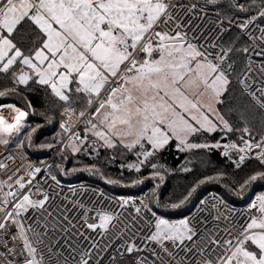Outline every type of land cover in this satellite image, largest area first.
Masks as SVG:
<instances>
[{
	"label": "snow or ice",
	"instance_id": "6c2138e0",
	"mask_svg": "<svg viewBox=\"0 0 264 264\" xmlns=\"http://www.w3.org/2000/svg\"><path fill=\"white\" fill-rule=\"evenodd\" d=\"M206 3L216 5L220 0H206ZM231 6L241 12L256 10L255 15L236 24L252 41L251 47L238 48L235 43L225 47L220 38L230 29L224 25V20L212 21L214 27L224 25L217 27L213 35L200 32L189 35L199 25L188 24L186 30L176 22L169 27L174 19L178 21L176 12L184 7L173 5L171 0H0V73H11L13 81V86L0 90V98L17 93L16 85L27 86L34 79L36 84L49 87L64 102L63 115L67 120L60 126L71 135L67 143L60 142L63 148L73 153L82 150L87 153L88 148L98 152L97 143L109 149L122 146L134 151L137 157V162L126 165L130 171L140 173L143 167H148L152 170L151 176L158 177L159 182L164 181L170 170L155 158L173 142L180 152L222 148L223 155L229 157L230 152L235 151L239 154L238 159L232 160L236 168L246 159H256L264 165V134L253 142V133L247 123L242 129H234L218 107L226 104L225 94L231 96L230 89L235 84L264 110V63L257 68V81L252 76L254 61L249 56L251 53L264 59V27L256 25L259 37L250 29L256 20L264 19V0ZM187 7L192 11L197 5ZM170 8L173 10L169 11ZM26 21L46 37L31 55L25 54L15 40ZM227 23L233 21L229 18ZM237 51L248 57L238 75L235 61L229 58ZM81 98L85 105L76 115L72 104ZM93 105L94 111L84 121L85 135L73 133L72 128ZM5 107L14 114L9 120L0 112V144L7 146L12 138L20 136L25 127L22 121L28 113L15 105H0V109ZM34 131L35 128H30L17 147H23L25 140L31 147ZM234 131H242L249 139L241 136L242 146L235 142L198 143L193 140L217 132L224 133L226 138L227 133ZM88 134L94 138L90 144ZM54 146L41 147L51 149ZM13 159L5 157L6 161ZM6 167L7 164L0 161V168ZM93 169L96 173L100 171L95 165L72 171ZM182 170L192 171L190 167ZM40 171L36 168L28 175L34 177ZM221 175L201 179L183 198L168 207L180 209L200 185L219 181ZM51 178L59 184L55 176ZM145 179L147 177L138 176L131 183L139 185ZM23 180V176L15 179L20 189L25 187ZM257 181H264V170L249 175L235 189V194L241 195ZM5 183L0 181V191ZM107 183L118 185L122 181L108 179ZM159 186L157 183L156 187ZM3 195L0 236L16 228L12 238L22 241L26 253L22 264H264V195L255 198L248 220L236 233L222 229L223 237L215 229L204 230L207 220L170 222L157 216L144 201H141L143 207L132 204L136 214L133 220L143 221L141 228H137L136 223L122 219L120 212L83 204H79L80 223L73 222L67 214L70 209L66 207L53 215L49 211L53 206L45 207L49 200L46 192L37 200L28 194L17 197V192L11 190ZM12 198L16 202L9 209ZM155 202L159 206L158 197ZM71 203L75 206L79 202ZM129 203L128 200L119 202L121 208ZM30 208L41 214L35 225L26 224L22 219ZM211 208L215 209L212 219L219 221L223 217L227 220L217 204H212ZM145 213H151L155 219H145ZM233 226L236 227L235 223ZM142 228L148 229L145 235H139ZM57 236L59 238L54 239ZM4 243L7 246V242ZM144 252L154 259L141 255ZM193 252L198 259L188 257ZM9 264L15 262L9 261Z\"/></svg>",
	"mask_w": 264,
	"mask_h": 264
},
{
	"label": "trees",
	"instance_id": "16d2710c",
	"mask_svg": "<svg viewBox=\"0 0 264 264\" xmlns=\"http://www.w3.org/2000/svg\"><path fill=\"white\" fill-rule=\"evenodd\" d=\"M238 1L246 5L251 4V0ZM231 5L232 2L230 0H220L219 4H212L211 6L230 19L236 15L256 14L255 9L251 12H241ZM259 20L264 22V19ZM237 36L239 34L236 31L231 32L225 39L224 46L228 47L232 43H235L238 48L245 45L248 46L246 41L237 39ZM231 37L233 39H230ZM45 38L44 34L29 21L23 24L18 35L15 36L17 45L28 55L33 54L37 48H40ZM245 57L244 54L238 51L230 55L231 60L235 61V66L238 70L236 75L239 74V71L245 65ZM11 86H13L11 73H0V90ZM16 87L17 93H10L0 98V105H15L28 113L26 117H28L29 129L35 128L36 131L32 133V146L29 147L26 140L25 148L32 156L35 164L40 166L45 163L47 156L61 145L60 142L67 137L68 133H65L60 126L65 122L61 115L65 105L52 94L48 87L36 84L34 80H31L26 87L21 85H16ZM230 91L231 96H228L227 93L225 94L228 97L226 104L218 105L221 113L234 129H242L246 122L247 126L252 130L253 142L258 141L261 135L264 134V112L255 106L250 98L235 84ZM84 105L85 100L81 98L76 100L72 107L76 109V114H78ZM88 111L89 109L86 111L85 121L92 112L88 113ZM84 128L85 123L80 129L82 137L85 135ZM241 136L244 139H249L242 131H234L227 133L226 138H224V133L217 132L212 136H197L193 140L198 143L219 141L221 144L235 141L242 146ZM93 139L88 134L89 144ZM46 144L55 146L51 149L41 147ZM174 145L175 142L170 144L166 150L159 153L155 158L156 162L164 164L170 170L165 174L163 182H159L158 177L153 178L151 176L152 170L148 167H143L140 173L130 171L126 165L137 162V157L134 151L131 152L122 146L109 149L101 147L97 143L98 152L88 148L87 153L82 150V152L76 154L64 150L60 153L54 165H59L63 179L68 178L73 179L74 182L92 184L115 197L147 191L158 216L162 214L170 218L188 216L191 212L192 204L195 201L199 203L212 192L220 195L228 204L240 207H249L256 196L264 194V181L253 183L239 196L235 194V189L249 175L256 171L264 170V165H261L258 160L249 159L240 168H236L232 160L238 159L239 154L235 151L230 152L229 157H225L222 148L212 150L199 149L187 153L178 151ZM93 165L99 168V173H96L95 169L92 171H72L73 168L86 169L92 168ZM122 165H124L123 168L121 167ZM183 167H190L192 171L184 172L182 170ZM214 175H221V179L200 185L180 209L173 210L168 207L170 203L178 202L183 198L190 188L195 186L201 179ZM138 176L147 177V179L142 184L132 185V180ZM108 179H119L122 183L112 185L107 183ZM157 183L160 184L159 188L156 187ZM155 197L159 198V206L155 202Z\"/></svg>",
	"mask_w": 264,
	"mask_h": 264
},
{
	"label": "built area",
	"instance_id": "2783aa9c",
	"mask_svg": "<svg viewBox=\"0 0 264 264\" xmlns=\"http://www.w3.org/2000/svg\"><path fill=\"white\" fill-rule=\"evenodd\" d=\"M230 1L232 3H240L238 0H230ZM171 3L173 5H183L184 7L180 8L179 11L176 12V17L178 18V21L174 19V21L169 23V27H172V25L176 22H179L183 26H185L186 30L188 24L199 25L198 28H193L192 31L189 32V35H191L192 32H200L207 35H213L215 34L217 27H223L224 25H226L230 30L222 33L221 35L220 42L223 43V45L225 39L229 36V34L233 31H236L239 34L240 39L246 41L248 46L251 47L252 41L248 38L247 35L241 33V30L238 27H236V24L249 18V16L255 14L236 15L231 19L233 23L228 24L227 20L229 18H226L219 10L211 6L212 4L206 3V0H171ZM192 4H196L197 7L195 10L189 11L187 6ZM201 8L204 9L203 12L200 11ZM172 10L173 9L171 8L169 9V11ZM218 20H224V25H218L217 27H214L212 21H218ZM256 25H260L261 27H264V22L258 19L255 21L253 25L250 26V29L252 30V34L259 37L260 33L259 30L256 28ZM256 50L259 51V48H257ZM249 56L251 57L252 61H254L252 76L258 81L259 73L257 71V68L261 63H264V59L256 55H252L251 53L249 54ZM247 60L248 57L246 56L245 64ZM249 98L256 106L255 102L251 99V97ZM262 111L264 112V110ZM0 112H2L5 118L9 120H11L12 115H14L6 107L0 109ZM63 112L61 115L63 119L66 121L67 117L63 115ZM86 116L87 115H85L75 124V126L72 128L73 133L79 132L81 134L80 129L85 121ZM75 119L76 116H73V120ZM69 135H71V133L67 134L64 143L68 142ZM62 149H63V145L61 144L56 151H54L49 156H47L46 161L43 165L38 166L35 164L32 156L30 155V153L27 151L26 148L6 147L0 144V161H4L7 164L6 168H0V181L6 182L3 190L0 191V202H2L4 198L3 195L4 192L10 190L17 192V197L22 198L23 195L28 194L30 195V198L33 200L42 199L43 198L42 193L46 192L48 193L49 200L47 201L45 207H48V205H52L53 207L49 208V211H52L53 215H56L59 211H61L65 207L70 209V211L67 214L71 218H73L74 223L82 222L80 216L82 210L79 208V204H83L85 205V207L103 208L105 210L120 212L122 215V219L136 223V221L133 220V217H135L136 214L134 212V208L132 207V204L134 203L138 207H143L141 201H144L149 204V206L152 208V211L155 212L156 215L158 216V213L156 209L153 207L151 203L150 195L147 191H143L137 194L126 195L123 197H115L89 183L73 182V183L63 184L59 182V184H57L56 181H53L51 178L52 175L50 174V168L54 165L56 158L59 156ZM254 154L255 153H252L251 155ZM7 156H12L14 159L10 161H6L5 157ZM247 160L249 159H246L242 165H244V163L247 162ZM252 160H256V159H252ZM29 164L32 165L31 169L28 168ZM36 168L41 169V171L39 173H36L34 177L29 176L28 172L29 171L34 172ZM10 175L12 176L11 180H9ZM19 176L24 177L23 183L25 184V187L23 189H20L19 185L15 184V179L18 178ZM29 180H31V183H28ZM9 185H11V188H9ZM101 193L103 195H101ZM255 198L252 200L251 204L255 201ZM122 200H128L130 202L129 205H126L123 208H121L119 202ZM73 201H78L79 203L74 206L73 203H71ZM218 201H222V203H217ZM15 202H16L15 198H12V203L8 205L9 209H11V207L14 206ZM212 204H217V207H219L220 211L224 213V216L227 217V220H225L223 217L219 221L212 219V216L215 215V209L211 208ZM250 206L240 207V206H234L228 204L227 202L224 201V199L220 195L212 192L209 195H207L204 199H202L199 203H196L194 208L191 210L190 214L187 216V219L207 220V223L204 226V230L208 231L215 229V231L219 232L220 236L223 237L225 233L221 231L222 229H228L233 234H235L237 228L240 225H243L248 220ZM202 209L205 210L202 211ZM209 210L211 211V215L209 214ZM40 215H41L40 212H37L35 209L30 208L28 212L24 214L22 219L26 224L35 225ZM89 215L90 216L94 215V213H89ZM144 215H145V219H148L150 221L155 219L151 215V213H145ZM2 216L3 213H0V217ZM89 222L95 223L96 221L90 220ZM234 223L236 227L233 226ZM142 224L143 221H140L139 223H136V227L141 228ZM41 231H43L42 228ZM16 232H17L16 228L12 227L11 229H9L7 235L0 236V264H9V261H14L15 264H22V261L24 260L26 253L23 251L22 241L19 238L16 239L12 238V236L15 235ZM147 232H148L147 228H142L139 235H145ZM92 235L94 236L95 234L93 233ZM57 238L59 237L58 236L54 237V239ZM4 241L7 242V246L5 245ZM118 243L119 242H117V244ZM137 243H140L138 237H137ZM9 249H14V251H9ZM157 250L159 251V249ZM161 254L163 255V253ZM141 255H146L149 257V259H154V257H152L147 252L141 253ZM181 255H184V253H181ZM188 257L190 259L199 258L198 256H196L195 252L188 254Z\"/></svg>",
	"mask_w": 264,
	"mask_h": 264
},
{
	"label": "rangeland",
	"instance_id": "374dc122",
	"mask_svg": "<svg viewBox=\"0 0 264 264\" xmlns=\"http://www.w3.org/2000/svg\"><path fill=\"white\" fill-rule=\"evenodd\" d=\"M233 4V3H232ZM230 39H233L232 37L230 38ZM239 39H240V37H239ZM241 40V39H240ZM22 123L25 125V127L24 128H22V130H21V134H20V136L19 137H15V138H12L11 140H10V143L6 146V147H17V144L19 143V141L22 139V137L28 132V129H29V123L27 122V120H26V117L24 118V120L22 121ZM90 136H91V134H89ZM231 142H235V141H231ZM24 144H25V142H23ZM235 143H237V142H235ZM58 149V148H57ZM57 149H55V151L57 150ZM64 150H66V151H68V152H71L72 154H76V153H73L70 149H65V148H63L62 150H61V152H63ZM193 151V150H192ZM54 152V151H53ZM52 152V153H53ZM82 152V151H81ZM131 152H133V151H131ZM232 152V151H231ZM77 153H79V152H77ZM188 153V152H187ZM60 155V154H59ZM59 157V156H58ZM57 157V158H58ZM56 158V159H57ZM50 174L52 175V176H55L56 177V180L57 181H59L60 183H63V184H68V183H73L74 182V180L73 179H68V178H65V179H63V177H62V170L60 169V167H59V165H54V166H52L51 168H50ZM264 195V194H263ZM154 207V206H153ZM159 217H161V218H163V219H167V220H169L170 222H176V221H179V220H182V219H187V215H185V216H183V217H180V218H170L169 216H167V215H162V214H160V216Z\"/></svg>",
	"mask_w": 264,
	"mask_h": 264
},
{
	"label": "crops",
	"instance_id": "0c3cea01",
	"mask_svg": "<svg viewBox=\"0 0 264 264\" xmlns=\"http://www.w3.org/2000/svg\"><path fill=\"white\" fill-rule=\"evenodd\" d=\"M45 39H46V38H45ZM25 71H30V70H28L27 68H25ZM33 80H34V79H33ZM41 86L47 87V86H45V85H41ZM48 88H49V87H48ZM49 89H50V88H49ZM50 91H51V89H50ZM51 92H52V91H51ZM52 94H53V93H52ZM53 95H54V94H53ZM54 96H55V95H54ZM55 97H56V96H55ZM56 98H57V97H56ZM57 99H58V98H57ZM61 102H62V101H61ZM63 103H64V102H63ZM94 108H95V105H93V108L89 109L88 113L91 112ZM88 113H87V114H88ZM26 120H28V119H26ZM64 141H65V140H64ZM64 141H63V142H64ZM24 142H25V144H26V140H25ZM25 144H24V146H23L24 148H25Z\"/></svg>",
	"mask_w": 264,
	"mask_h": 264
},
{
	"label": "water",
	"instance_id": "95a60500",
	"mask_svg": "<svg viewBox=\"0 0 264 264\" xmlns=\"http://www.w3.org/2000/svg\"><path fill=\"white\" fill-rule=\"evenodd\" d=\"M31 81V80H30ZM30 81L28 82V84L30 83ZM22 87H26L25 85H21ZM26 119H28V117H26ZM196 205V201L192 204V207L190 208V210H192L194 208V206Z\"/></svg>",
	"mask_w": 264,
	"mask_h": 264
},
{
	"label": "bare ground",
	"instance_id": "6f19581e",
	"mask_svg": "<svg viewBox=\"0 0 264 264\" xmlns=\"http://www.w3.org/2000/svg\"><path fill=\"white\" fill-rule=\"evenodd\" d=\"M218 10V9H217ZM231 59V58H230ZM188 214H189V212H188Z\"/></svg>",
	"mask_w": 264,
	"mask_h": 264
}]
</instances>
